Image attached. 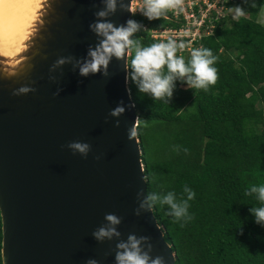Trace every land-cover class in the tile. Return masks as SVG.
<instances>
[{"label":"water","instance_id":"water-1","mask_svg":"<svg viewBox=\"0 0 264 264\" xmlns=\"http://www.w3.org/2000/svg\"><path fill=\"white\" fill-rule=\"evenodd\" d=\"M18 53L0 50V212L3 264H115L117 244L130 234L164 264L176 252L164 237L149 200L129 85L130 46L105 69L79 66L101 37L89 25L116 26L133 18V0L95 15L103 0H43ZM63 64H56L59 58ZM22 86L30 90L14 94ZM122 105L125 111L111 115ZM87 143L81 154L68 145ZM106 213L120 219V235L98 241ZM149 245L151 246L149 248Z\"/></svg>","mask_w":264,"mask_h":264},{"label":"trees","instance_id":"trees-1","mask_svg":"<svg viewBox=\"0 0 264 264\" xmlns=\"http://www.w3.org/2000/svg\"><path fill=\"white\" fill-rule=\"evenodd\" d=\"M227 5L214 33L200 41L216 57V82L195 89L176 77L171 96L159 99L138 90L131 60L137 46L158 42L152 29L179 23L165 17L166 10L151 20L137 13L132 18L140 27L130 37L129 85L141 119L147 193L158 198L149 202L176 264H264V225L250 212L258 201L245 195L264 184V23L257 19L264 0ZM237 5L245 13L233 20ZM185 185L195 193L188 201L191 219L177 220L160 198L172 191L180 202ZM2 235L0 212V264Z\"/></svg>","mask_w":264,"mask_h":264},{"label":"clouds","instance_id":"clouds-1","mask_svg":"<svg viewBox=\"0 0 264 264\" xmlns=\"http://www.w3.org/2000/svg\"><path fill=\"white\" fill-rule=\"evenodd\" d=\"M180 0H145L142 14L148 19L159 18L163 11L169 8H177ZM104 8L98 10L95 15L104 18L109 13L115 12L118 0H103ZM255 6V5H253ZM232 19L235 20L243 16L245 10L240 6L231 7ZM140 25L132 19L127 20L125 25L116 26L105 19H98L89 25V28L101 37L95 48H89L88 59L79 66V73L87 75L89 72L95 73L105 69L111 57L119 58L133 44L130 39L132 34L137 31ZM183 42L176 43L172 39L166 42H154L147 46H137L134 56L131 60V76L137 83V88L141 93H149L154 99L165 96H171L173 81L176 77L184 78L185 82L195 88L207 90L208 86L214 84L217 79V70L214 66L216 57L211 50L206 47H195L190 51V58L185 62L182 55H176L177 49H183ZM65 58L61 57L56 64H63ZM166 68V73L162 69ZM30 89L22 86L15 90L14 94L26 93ZM125 111L122 105H117L111 110V115L118 116ZM141 121L139 117L133 120L131 128L128 130L130 138L137 136L138 124ZM69 148L81 154H86L89 145L80 141H72ZM187 151V149H184ZM183 192L186 198L180 202L174 199L172 191L167 192L160 198L161 204H167L170 214L177 220L191 219L188 212V201L194 198L195 193L185 185ZM255 194L258 205L250 208L254 220L257 224L264 225V184L252 185L245 191V195ZM149 201H156L158 198L155 194H149L146 197ZM106 226H102L93 231L92 235L98 241L111 239L113 236H119L115 225L120 223L119 217L113 213H106ZM145 237L137 238L130 234L126 241H120L117 244L115 253V264H164L162 257H150L148 251L141 248V242ZM151 246L149 245V248ZM86 264H98L95 259H88Z\"/></svg>","mask_w":264,"mask_h":264},{"label":"built area","instance_id":"built-area-1","mask_svg":"<svg viewBox=\"0 0 264 264\" xmlns=\"http://www.w3.org/2000/svg\"><path fill=\"white\" fill-rule=\"evenodd\" d=\"M228 1L234 0H180L177 8L166 9L165 14V17L179 25L152 29L151 36L158 42H166L168 39L176 43L183 42L185 47L178 48L176 55L190 56L191 49L202 47L200 41L213 34L217 22L227 15ZM144 3L145 0H133V14L143 15ZM229 15L231 17L232 13ZM143 28L147 29V26Z\"/></svg>","mask_w":264,"mask_h":264},{"label":"bare ground","instance_id":"bare-ground-1","mask_svg":"<svg viewBox=\"0 0 264 264\" xmlns=\"http://www.w3.org/2000/svg\"><path fill=\"white\" fill-rule=\"evenodd\" d=\"M43 0H0V50L19 52L37 18Z\"/></svg>","mask_w":264,"mask_h":264},{"label":"rangeland","instance_id":"rangeland-1","mask_svg":"<svg viewBox=\"0 0 264 264\" xmlns=\"http://www.w3.org/2000/svg\"><path fill=\"white\" fill-rule=\"evenodd\" d=\"M228 2L230 3V2H232V1H228ZM231 17H232V16H231ZM257 19H258L260 22L264 23V7L260 10Z\"/></svg>","mask_w":264,"mask_h":264}]
</instances>
